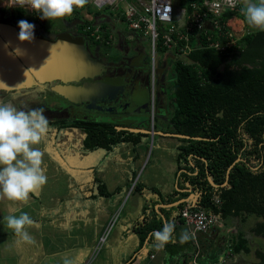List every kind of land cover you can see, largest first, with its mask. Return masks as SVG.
I'll return each mask as SVG.
<instances>
[{"label":"trees","instance_id":"16d2710c","mask_svg":"<svg viewBox=\"0 0 264 264\" xmlns=\"http://www.w3.org/2000/svg\"><path fill=\"white\" fill-rule=\"evenodd\" d=\"M231 18L246 24L243 14L238 11L224 13L221 20ZM4 19L18 31L20 20L40 26L38 14H25L20 9H12ZM196 42L190 38L192 51L186 56L188 63L175 59L171 61L172 76L168 83L171 111L168 122L175 135L155 131L159 137L167 135L178 142L175 146L174 189L172 194L164 197L153 188L146 189V195L157 199L142 208V211H147L146 216L133 228L142 242L148 233L163 226L153 210L154 205L174 203L192 194L187 202L158 211L163 214L175 209L171 221H176L181 209L187 206L190 210L216 215L223 222L228 219L229 229L232 220L255 219L249 233L262 240V248L253 254L258 264H264V31L244 32L224 54L199 48L201 42H197L198 45ZM89 45L94 47L97 44L90 41ZM159 52L162 53L161 50ZM220 66L221 71L218 70ZM146 77L148 83L147 73ZM50 125H54L55 134L61 133L63 128L79 131L80 147L89 153L98 150L110 152L120 144L136 147L149 135L148 121L140 129L105 118L61 119L49 122ZM236 158L240 161L229 170L225 185L219 187L225 181L227 167ZM207 177L214 186L209 184ZM89 184L88 197L94 199L110 197L120 190L116 188L113 193H107L96 176ZM133 189L141 191L136 184ZM184 189L188 192L179 191ZM214 198L218 204L214 203ZM227 245L232 256L250 251L245 238L239 233L228 238ZM184 247H187L186 243L180 247L168 244L163 252L173 260Z\"/></svg>","mask_w":264,"mask_h":264},{"label":"rangeland","instance_id":"374dc122","mask_svg":"<svg viewBox=\"0 0 264 264\" xmlns=\"http://www.w3.org/2000/svg\"><path fill=\"white\" fill-rule=\"evenodd\" d=\"M10 11V9L5 7L4 9L0 10V13H9ZM87 11L91 13L93 10L87 9ZM96 16H106L105 11H99L98 13H96ZM95 20L99 21V18H95ZM39 23L40 26L36 25L35 27L40 31V34L46 37H50L52 34H74V30L78 29L77 27L83 23V19L73 13L70 17L53 21L40 19ZM229 26L235 37H239L240 34L246 31L256 30L249 28L248 25L246 29L244 22H240L239 20L234 19L229 21ZM115 27L119 32H124V34L120 35L121 41L119 46H114L108 49L109 54L107 55V57L104 56L107 50L98 48L96 46L92 47L89 45L88 40L84 39L90 58L94 61L106 65V75L109 76L118 75L124 71H128V69L133 66V61H135V64L137 65H139V63H142V61H149L150 55L147 39L139 38V36L135 32L128 33L125 29H123V25L120 23H118ZM169 58L170 57H167L165 59V56L162 55L158 50H156L154 59L156 70L153 79L154 85L152 89L154 100L152 103V108L149 109L148 114V128L149 132L152 131L153 135L149 133V136L144 138L141 141L140 145L133 147L129 144H120L110 152L98 150L93 153H89L80 147L81 135L79 131L69 129L62 130L61 133L55 134L54 125H50V132L47 133L41 145H39L41 150L44 152L43 168L45 171V175L47 176V183L37 191L38 197H36L37 194L35 195L37 201H31L32 208H30V210L31 214L34 215V211L39 205L36 202L41 203V200H43L42 198L46 199V204H49V207H51V214L47 216V218H50V223H46L44 227L46 231L52 229L59 230V233L55 236L51 231H49V235L55 237L53 240L55 244H61L65 241L67 242V244L69 242L79 243L82 242L83 239L90 241L89 239H87L89 235L85 233L88 230L86 229L88 227L84 225L86 220L84 215L86 214H82V212L80 211V214H82L81 216L84 219L81 220L74 217L75 215H73L72 218L69 217L70 214L68 212H71L72 210H67L66 213L64 212V210H61L57 214L55 213V209H52L55 207V205L58 204L56 203L58 197L60 198V196H62L65 198V196L71 195L67 194L66 191V189L69 191V185L72 186V199L74 198V200L76 201V199L80 196H83L84 193L90 192L91 185L89 184V182L94 178V176L98 177V179L102 181L103 185H106L105 181L114 183L119 182L121 184V187H119L120 190L118 192L122 197V202L120 205L121 209L119 210V208L116 207L114 212L111 214L109 220L112 218L113 214L117 213L115 218L113 217L114 221L107 235L104 237L103 243L98 245L100 246L98 252H96V255L92 259H90L89 256L88 262H93L97 256L102 255V248L108 243L110 239V231L113 228L114 224L116 225L118 222L117 218L120 211L122 210V206L125 205V202H127L125 207L127 208L130 200L137 196V191L133 189L135 184L136 186H138V188L143 186L146 188H153L154 190H157L158 193H160L163 197L165 195L172 194V190L174 189V180L176 178V174H174L173 172H175V158L177 152L173 147L176 146L178 142L173 138L164 140L158 138L157 135H155V131L157 133V131H163L164 129L163 127H159V122L154 118L155 110L157 108L159 109V112L163 114L162 117H169V112L171 111V96L169 95L168 91V83L172 76V59ZM156 75H158V78L156 77ZM144 82H146V80ZM42 92V89L10 92L9 94L0 92V99L5 100L6 102L10 101L20 109L28 110L37 107L43 108L45 111V115L48 117L49 122L51 123L54 120L61 119L64 116L63 110L60 111L59 109H57L55 111L54 108H52L53 110H51L50 108H48L45 100L42 99L41 101H39L38 96H41ZM44 98L47 100V96H44ZM150 115H153V118H151ZM64 189L66 193L64 192ZM82 190L84 193L82 192ZM52 197L53 199H56L55 202H52ZM99 199L102 198L98 197L96 201L98 202ZM73 205L75 208H77L74 210H80V204L74 202ZM90 205L94 206L92 212L96 214L98 204L94 202L87 206ZM3 206L4 203L1 202L0 207ZM44 207L46 208V206ZM153 210L155 211L154 207ZM124 211L125 209L123 210V212ZM21 212L22 211H20L18 215H20ZM170 212L172 216L175 215V209H172ZM56 215L58 218L62 216L63 222L58 220L55 223L53 219L56 217ZM94 216L96 217L94 219L95 221L97 220L98 215ZM122 216L123 215H121V217ZM36 220H39V218ZM90 220H92V218H90ZM254 221L255 219L250 218H245L244 221H231V225L235 227V229L239 231V234H242L245 238L250 251L247 254H235L234 256H232L234 259L232 257L228 259V261L230 260L229 262L235 260V262H240V264L257 263V261H255L254 259L253 253L254 251L260 250L262 248V240L258 237H254L251 233H249V229L251 225H253ZM139 222L141 221L139 220L138 223ZM91 223L92 221H89V226L91 225ZM35 225L36 224H34V226ZM95 227H97V225H95ZM96 229L97 228H95L94 230ZM104 229L100 235L94 236V248L101 235L104 236ZM131 230L132 229L130 228V231ZM230 233L233 234L230 235ZM234 234V231L232 229H227V225L224 224V228L222 230H219V234L213 235L209 240L202 241V245L205 247L210 245L220 249L227 248L226 246L228 244V238L230 236L234 237ZM40 236L43 238V233L41 231ZM190 240L193 239L190 237ZM80 250L81 252H83L85 249L82 248ZM93 250H90L91 253Z\"/></svg>","mask_w":264,"mask_h":264},{"label":"crops","instance_id":"0c3cea01","mask_svg":"<svg viewBox=\"0 0 264 264\" xmlns=\"http://www.w3.org/2000/svg\"><path fill=\"white\" fill-rule=\"evenodd\" d=\"M240 22L243 21L240 20ZM173 148L175 149V146ZM105 184L106 185L104 186L107 187L109 192L107 191L106 187L105 189L109 194L113 193L116 188L121 187V184L119 182L114 183L105 181ZM69 187V191L67 189L66 191L67 194L71 195H67L65 196V198L60 196V198L58 197V200L53 199L52 197V202H55L56 200V203H58L52 209H55V213L57 214L61 210H64L65 213L67 212V210H72L71 212H68L70 214L69 217L72 218L73 215H75L74 217L81 220H84L81 215L86 214L84 215L86 219L84 225L88 227L86 228L88 230L85 233L89 235L87 239H89L90 241L83 239L82 242L79 243L69 242L67 244V242L65 241L61 244H55V242L53 241L55 238L54 236L59 233V230L52 229L46 231L44 227L46 223H50V218H47V216L51 214V207H49V204H46V199L42 198L43 200H41V203L36 202L39 205L35 209L34 215L31 214V201H37V199L35 198V195L38 193L37 191L33 194H30V199L27 204H18L13 202H11L10 204L9 201L0 200V203H4V206L0 207V264H211L223 255L224 249H220L210 245L206 247L202 245V241L209 240L213 235L219 234V232H213L208 235L196 234L195 240L189 239L187 242H184L187 244V247H184L183 251L179 253L176 258H173V260L171 257L169 258V256L165 252H163V250L157 251L153 247L151 233H148L145 239H143V241L141 242L140 236L134 231L133 226L136 222H138L139 220L142 221V219L145 218L147 211H142V208H144V206L149 202H153L157 199L155 196L146 195L145 190L148 188L143 186L141 187L140 192H136L137 198L134 197L130 200L127 208H125L127 202H125V205L122 206V210L120 211L117 218V226L114 224L113 228L111 229L109 234L110 239L108 243L103 246L102 255L97 256L93 262H88L89 256L92 255L90 250H93L95 245L93 241V238H95L94 236L100 235L102 233L103 229L106 226V223L108 222L111 214L114 212L116 207H118L119 210L121 209L120 205L122 202V197L118 193L119 195L115 194L107 198L101 197L102 199H99L97 202L96 199L98 197L95 199L92 197H88V193H84L82 190L84 195L80 196L75 201L74 198L72 199V186L69 185ZM36 197H38V194ZM74 202L80 204V210H74L77 209L73 205ZM94 202L98 204L96 214L92 212L94 206H87ZM44 206H46V208ZM124 209L125 211L123 212ZM158 210L161 209L157 208V211ZM20 211L27 212L35 221L36 225L27 229L34 241L31 244L20 241L19 238L14 235L12 230L6 227L5 217L8 215L17 216ZM80 211L82 212V214H80ZM170 211H167L163 214L159 211L158 212L162 214L163 218L166 217L168 221H171L172 214ZM94 215H98L97 220L95 221L94 219L96 217ZM121 215L123 216L121 217ZM38 218L39 220H36ZM90 218H92V220H90ZM159 219L161 218L159 217ZM53 220L55 221V223L58 220L63 222L62 216L58 218L56 215ZM89 221H92L90 226ZM225 222L227 225V229H229L228 221L225 220ZM225 222L222 221L223 225L225 224ZM231 224L232 222L229 223V226H231L230 229L234 231L235 237L236 234L239 233V231H237V229H235V227H233ZM95 225H97V227H95ZM95 228L97 229L94 230ZM130 228L132 229L131 231ZM185 229L186 228L182 225H176V230L174 233L176 242L169 244L172 246H182L184 243H180L179 238ZM40 231L43 233V238L40 236ZM49 231H51L54 236H50ZM232 234L233 233H230V235ZM231 237L232 236H230L229 239ZM82 248L85 249L83 252H81L80 250ZM229 261L227 260L225 264H240V262H235V260H233L234 262ZM255 261L257 260L255 259Z\"/></svg>","mask_w":264,"mask_h":264},{"label":"built area","instance_id":"2783aa9c","mask_svg":"<svg viewBox=\"0 0 264 264\" xmlns=\"http://www.w3.org/2000/svg\"><path fill=\"white\" fill-rule=\"evenodd\" d=\"M0 1V10L6 7L10 10L20 9L26 14L33 12L26 7L15 6L14 0ZM241 5L240 0H232L231 5L228 0H89L83 9H76L73 13L83 19V23L77 27L82 36L89 42H96L105 50L120 45V35L124 32L117 30L115 26L118 23L122 24L123 29L128 33L135 32L139 38L147 39L150 51L147 68L149 88L152 91L156 70L154 60L156 50H161L165 59L170 57L172 60L188 63L186 56L192 51L189 46L190 38H192L201 42L199 48L211 49L219 54L228 53V48L232 47L243 33L235 37L229 26L230 20L238 19L222 21L221 18L226 12L238 11L242 14ZM87 9L93 11L89 13ZM99 11H105L106 16L97 17L96 13ZM95 18H99V21ZM197 42L196 45H198ZM221 69L222 66L218 70L221 71ZM214 203L218 204L216 198ZM116 214L108 220L104 236L101 235L99 238L90 258L98 252L100 247L98 245L103 243ZM175 223L184 226L193 240L196 234L208 235L224 228L218 216L207 214L202 210H190L187 206L181 209ZM226 247L222 257L211 264L227 262L231 254L228 245Z\"/></svg>","mask_w":264,"mask_h":264},{"label":"clouds","instance_id":"9594fccd","mask_svg":"<svg viewBox=\"0 0 264 264\" xmlns=\"http://www.w3.org/2000/svg\"><path fill=\"white\" fill-rule=\"evenodd\" d=\"M240 2L241 12L249 28L264 31V0H240ZM88 3L89 0H14L15 6L26 7L38 14L40 19L48 21L70 17L76 9H83ZM228 3L231 5L232 0H228ZM18 27L20 29L18 40L21 43L34 41V24L20 20ZM4 47L8 48L9 45L5 44ZM96 47L100 48L98 45ZM8 54L22 56L26 53L17 47ZM108 54L104 56L107 57ZM102 65L105 68V65ZM0 86L2 91L8 88L3 81H0ZM149 93L151 98L148 103V114L153 103V92L150 88ZM150 117L153 118V115ZM48 131L49 119L43 108L20 109L10 101L0 99V200L27 204L30 194L40 190L47 183L43 168L44 152L39 145ZM149 133L153 135L152 131ZM5 220L6 227L12 230L20 241L28 244L34 242L27 229L34 226L35 221L27 212H21L18 216L8 215ZM175 230V221L165 220L162 229L151 233L153 247L160 251L169 243H175ZM189 239V232L184 230L179 242L184 243Z\"/></svg>","mask_w":264,"mask_h":264},{"label":"water","instance_id":"95a60500","mask_svg":"<svg viewBox=\"0 0 264 264\" xmlns=\"http://www.w3.org/2000/svg\"><path fill=\"white\" fill-rule=\"evenodd\" d=\"M7 13H0V81H3L8 86L4 92L26 90L34 85L56 80L62 82H78L82 79L93 80L94 77H98L104 71V66L100 62L94 61L89 57L84 47L83 39L80 37L73 38L68 34H63L56 40L50 41L41 37L34 30V41L21 43L18 40L19 31L14 25L7 23L4 19ZM5 44H8L9 47L5 48ZM17 47L24 50L26 54L22 56L8 54ZM102 80L94 83H83L72 89L67 88L68 91L60 93L74 102L90 101L95 96H106L110 93L112 96L116 90L114 91L113 87L112 89L108 87L106 83L116 80ZM91 96L94 97L92 98ZM71 98H74V100ZM146 113L148 117V107L146 108ZM239 161L240 159L236 158L227 167L225 181L219 187L225 185L229 170ZM207 181L211 186H214L208 177ZM179 191L188 192L186 189ZM191 197L192 194H188L186 199L174 203L156 204L154 205L155 212L163 223L164 218L157 211V208H173L179 203L187 202Z\"/></svg>","mask_w":264,"mask_h":264},{"label":"flooded vegetation","instance_id":"af4514ba","mask_svg":"<svg viewBox=\"0 0 264 264\" xmlns=\"http://www.w3.org/2000/svg\"><path fill=\"white\" fill-rule=\"evenodd\" d=\"M35 31L46 40L54 41L60 35L68 34L71 37H80L83 39L84 47L87 51L85 38L80 33L79 29L74 30V34L70 33H61L58 35H51L50 37H46L40 34V31L35 27ZM88 53V51H87ZM90 57V56H89ZM133 66L128 69V71H124L118 75L109 76L106 75V65L104 71L98 76L94 77L93 80L82 79L78 82H62V81H51L49 83L37 84L26 90L19 91H29V90H40L43 92L41 96H38L39 101L42 99L46 101L48 108L56 111L59 109L63 110L64 116L61 118L63 120L70 121L71 119L76 118H84L86 120H93L99 118H105L106 120H111L116 123H121L126 127H131L135 125L136 128L140 129V126L148 121L146 108L148 107V103L150 100L149 93V85L147 83V65L145 61L139 63V65L135 64V61L132 62ZM135 64V65H134ZM103 79V80H102ZM104 79H112L116 80L113 82L106 83L108 87L114 88L116 92L111 96H91L93 99L88 101H80L74 102L66 98L64 95H61L63 91H68V89H72L78 85H82L87 82H98L99 80L104 81ZM118 79V80H117ZM146 82H144L145 80ZM108 82V81H107ZM68 88V89H67ZM110 89V90H111ZM18 91V92H19ZM5 94H9L10 92L0 91ZM17 92V91H11ZM61 92V93H60ZM47 96V100L44 98ZM74 100V98H71ZM154 100V98H153ZM38 101V102H39ZM48 102V103H47ZM163 114L159 112L157 108L155 110L154 118L159 122V127H163L164 133H175L172 131V126L168 122L169 117H162ZM166 116V115H165ZM59 119V120H61ZM56 120V121H59ZM161 123V124H160ZM162 125V126H160ZM70 128H63V130H69ZM171 131V132H170ZM161 132V131H158ZM161 140L172 138L170 136L159 137ZM170 204V203H168Z\"/></svg>","mask_w":264,"mask_h":264}]
</instances>
